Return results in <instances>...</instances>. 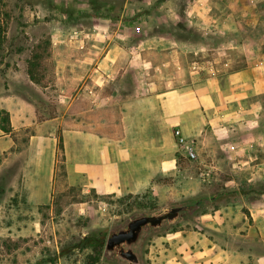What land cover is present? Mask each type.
Returning <instances> with one entry per match:
<instances>
[{"label":"crops","instance_id":"1","mask_svg":"<svg viewBox=\"0 0 264 264\" xmlns=\"http://www.w3.org/2000/svg\"><path fill=\"white\" fill-rule=\"evenodd\" d=\"M141 2L152 8L139 15L143 22L136 31L125 20L130 0L120 30H113L110 14L100 17L87 61L71 76L60 71L56 116L25 127L41 131L20 142L15 134L22 128L13 114L11 130L0 127V187L18 177L8 196L14 211L7 215L0 203V227L17 230L22 224L15 212L24 213L23 228L43 225L32 216L50 206L62 163V177L85 193L141 195L175 177L186 184H230L232 201L217 211L222 231L228 240L252 239L264 248V0ZM104 3L112 7V0ZM151 22L153 29L146 27ZM190 24L201 27L200 33L226 24V37L214 43L207 32L193 36ZM100 39L107 46L98 52ZM218 47L229 50L230 65L222 74L191 69L194 52L207 55ZM177 129L194 144L197 160L180 152ZM206 245L209 251L201 255L215 246L216 258L229 260L228 243ZM244 253L238 264L254 257L264 264V252L252 257L241 248L238 256Z\"/></svg>","mask_w":264,"mask_h":264},{"label":"rangeland","instance_id":"2","mask_svg":"<svg viewBox=\"0 0 264 264\" xmlns=\"http://www.w3.org/2000/svg\"><path fill=\"white\" fill-rule=\"evenodd\" d=\"M104 1H0V127L4 132L11 130V117L16 115L15 122L22 129L15 135L18 134L20 142H26L32 133L41 131L26 126L56 116L60 71L64 68V75L71 76L87 61L89 57L84 55L96 46L91 32L95 25H100V17L110 14L113 30H120L119 21L126 0H112V7L105 6ZM151 8L144 7L141 0H130L129 17L125 18L129 21L130 31L142 26L143 21L138 17ZM190 25L189 32L197 36L201 27ZM221 25L202 27L201 33L207 32V37H214V43L224 41L226 32L221 31ZM149 26H153L152 22L146 25ZM129 41L135 43L138 40ZM97 44L98 52H101L107 46V39L97 40ZM218 48L211 50L210 55ZM31 69L35 81L30 79ZM59 159H63L61 154ZM63 174L60 163L59 180L49 206L54 210H46L47 205L40 209L42 216H32V220L41 221L42 226L23 228L26 218L22 212H15L22 227L17 225V230H9L7 225H1L0 264H90L88 256L102 240L105 249L98 264H121L117 251L114 256L108 255L106 244L122 225L139 214H158L165 206L198 203L204 198L209 199L185 214L177 224L147 231L141 247L143 264H238L240 258L247 255L238 256L241 248L252 257L253 252H264L256 240L240 237L228 240L222 231L223 222L217 217V211L226 201H232L230 184L229 188L222 182L186 184L175 177L162 184L157 192L148 189L141 195H101L93 191L85 193L83 188L71 186ZM11 178L10 185L17 187V175ZM10 185L6 182L0 187V203L7 215L14 211L10 209L13 201L8 197ZM263 188L264 185L260 186ZM217 192L226 194L219 198ZM209 240L222 245L228 243L225 247L230 250L229 260L224 263L217 259L214 254L217 248L212 245L213 253L201 255V252L209 251L206 245ZM189 246H192L193 254L189 252ZM248 264L258 263L254 257Z\"/></svg>","mask_w":264,"mask_h":264},{"label":"water","instance_id":"3","mask_svg":"<svg viewBox=\"0 0 264 264\" xmlns=\"http://www.w3.org/2000/svg\"><path fill=\"white\" fill-rule=\"evenodd\" d=\"M198 203L180 206H165L158 214H139L126 222L107 241L109 256L117 258L121 264H143L141 247L147 231H158L166 225H175L184 215L192 211Z\"/></svg>","mask_w":264,"mask_h":264},{"label":"built area","instance_id":"4","mask_svg":"<svg viewBox=\"0 0 264 264\" xmlns=\"http://www.w3.org/2000/svg\"><path fill=\"white\" fill-rule=\"evenodd\" d=\"M228 51L229 50L227 48H219L211 55L210 53L205 55L194 52L193 54L196 59L190 64V67L193 71L200 74L203 73L211 76L222 74L230 65ZM174 136L181 151L190 160H197L198 156L194 144L184 136L182 131L179 129L175 130ZM206 178L207 175L204 179Z\"/></svg>","mask_w":264,"mask_h":264},{"label":"trees","instance_id":"5","mask_svg":"<svg viewBox=\"0 0 264 264\" xmlns=\"http://www.w3.org/2000/svg\"><path fill=\"white\" fill-rule=\"evenodd\" d=\"M2 1V0H0ZM32 69L29 70V75H30V79L32 81H35V76L32 74ZM209 198H204L201 199L199 201V206L202 205L205 201H208ZM201 202V203H200ZM105 249V241L102 240V242L97 243L94 247H93V254H91L90 256H88V261L90 264H98L103 256V251Z\"/></svg>","mask_w":264,"mask_h":264}]
</instances>
